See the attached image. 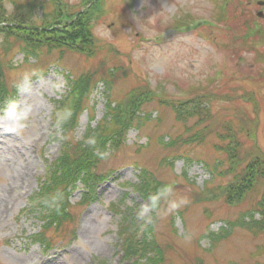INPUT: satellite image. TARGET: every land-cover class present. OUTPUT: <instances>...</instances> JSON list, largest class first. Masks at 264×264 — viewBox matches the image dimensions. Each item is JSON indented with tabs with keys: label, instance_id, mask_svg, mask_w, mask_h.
<instances>
[{
	"label": "rangeland",
	"instance_id": "374dc122",
	"mask_svg": "<svg viewBox=\"0 0 264 264\" xmlns=\"http://www.w3.org/2000/svg\"><path fill=\"white\" fill-rule=\"evenodd\" d=\"M62 1L75 8L81 7V0ZM104 2V8L108 9L106 18L97 21L93 29L101 43H109V46L103 48L105 50L99 56L85 59L66 52L61 58L51 59L45 73L35 75L34 67L29 64H37L39 58L32 56L30 63H24L23 52L18 48L12 50L14 67L8 74L9 80L14 79L17 85L14 98L2 101L0 105V204L4 187L10 183L14 188L4 197L9 205L0 214V264H127L121 258L120 217L126 212L128 218L140 216L142 221H149L150 204L134 189L146 168L162 182L177 180L168 184L169 191L165 192L164 200L168 204L159 210L160 222L155 228L161 246H166L165 264H196V261L198 264V260L202 264H254L258 255L254 258L250 255L261 240L252 239L249 232L238 224L230 226L240 208H228L214 200L195 202L194 194L199 193L213 177L203 161L210 165L217 157V151L213 149L215 136L210 134L207 141L191 151L199 161L175 158L172 168L167 163L160 165L161 159L169 153V149L164 148L171 139L169 134L184 133L182 122L175 119L172 111L157 127L152 121L142 130L130 129L120 151L106 153L107 160L100 168L104 173L113 172L96 186L90 195L91 202L76 207L79 215L75 217L76 223L69 226L74 231L67 235V240L54 241L49 250L34 243L32 236L39 231L41 222L37 213L30 210L31 198L39 191L40 179L48 172L50 162L57 158L67 141L59 124L54 125L56 101L68 89L66 74L79 76L95 69L98 74L100 71L105 74L108 69L122 67V72L114 70L120 78L117 86L122 91L141 79L156 91L176 96L190 94V87L201 91L215 83V79H218V86L220 74H228L240 79L233 84L253 88L259 106L258 140L264 149V80H257L255 84L248 80L260 79L263 65L256 61V53L248 50L250 41L245 45L239 38L242 27H239L241 32L233 33L231 25V22L240 24L246 21L254 29L258 26L263 30L264 36V16L257 15L260 11L264 14V6L247 0ZM242 3L245 6H241ZM4 5L7 10H12L10 0H5ZM220 7L227 10L228 17L225 16V23L220 21L215 27L212 12ZM42 14L41 7L34 12L35 18H41ZM179 18L188 19L191 27L173 28ZM199 22L208 23L195 26ZM252 45L263 47L258 41ZM239 56L242 64L237 60ZM104 88L99 82L89 95L94 118L84 110L73 138L80 139L86 128L94 126L106 112ZM220 104L217 101L213 108L216 106L217 109L222 106ZM248 108L249 112L252 111L251 107ZM147 110L151 119L158 116L154 105H149ZM190 123L192 120L188 119L183 137L192 133ZM149 139L154 143L150 147L147 145ZM145 145L147 148L142 149L141 146ZM28 161L32 166L26 169L28 174L22 176L23 164ZM84 191V186L78 183L70 193L71 203L78 204ZM223 229L230 234L214 245L206 233H220Z\"/></svg>",
	"mask_w": 264,
	"mask_h": 264
},
{
	"label": "trees",
	"instance_id": "16d2710c",
	"mask_svg": "<svg viewBox=\"0 0 264 264\" xmlns=\"http://www.w3.org/2000/svg\"><path fill=\"white\" fill-rule=\"evenodd\" d=\"M4 1L0 0L2 101L14 97L17 85L14 79L9 80L8 74L14 67L11 61L14 48L21 50L27 61L32 56L35 59L39 58L36 59L37 64H29L38 75L46 72L51 59L61 58L66 52L90 59L99 56L101 51L105 50L103 48L109 46V43H101L93 29L96 22L108 11L102 6L100 8V0H81L83 8L81 11L62 5L56 0H10L12 10L8 11ZM241 6L245 5L242 3ZM39 7L43 10L42 17L35 18L34 12ZM221 9L222 7L217 11V18L218 21L225 23L227 21L225 16L228 17L227 10ZM242 9L244 10V7ZM231 25L233 33L241 32L239 27H242L239 38L245 45L250 41L248 50H253L256 53V61L263 65L259 73L260 79H247L251 84H255L257 80H264L263 30L255 33L254 26L246 21L240 24L231 22ZM254 41L263 43V47L255 48L252 45ZM237 60L240 61L241 57H237ZM114 70L122 72V67L108 69L105 74L100 69L99 74L96 69L85 71L79 76L66 74L68 90L56 102L54 123L57 122L63 129L67 141L59 157L49 165L39 191L31 198L30 210L37 213L41 222L39 231L32 236L34 243L50 248L54 241L67 240L69 238L67 235L74 231L69 229V226L76 223L75 217L79 215L76 207L91 202V193L108 176V172L104 173L100 168L101 163L107 160L106 153L120 151L130 129L142 130L152 121L157 127L164 122L168 112L172 111L175 119L182 122L184 133L187 131L188 119L192 120L188 126L193 130L186 137H183L184 133L171 136L169 134L171 139L164 144L169 153L161 159L160 165L163 163L172 165L175 158L199 161L191 151L201 146L210 134H213L215 136L213 149L217 151V157L210 165L202 160L213 177L205 183L199 193L194 194L195 202L214 200L228 208H240L237 217L231 220L230 226L238 224L249 232L252 239L261 240L255 245L250 257L258 255L253 260L254 264H264V149L258 140L259 106L252 86L250 88L237 86L233 82H239L240 79L225 74L219 80L221 83L218 86L216 85L218 81L214 80L215 83L212 82V85L205 86L201 91L190 87L191 93L186 92L184 96L156 91L147 81L141 79L131 88L122 91L117 86L120 78ZM127 74L129 75V71ZM99 82L105 87L106 112L95 126L87 127L81 139H75L73 132L80 114L86 110L91 114V118H94L92 104L89 105V95ZM217 101H220L222 106L216 109L218 104L214 108L213 105ZM237 102L242 105L238 106ZM149 105H154L158 112L154 119L150 118L147 110ZM248 106L252 111H248ZM152 144L154 143L149 139L148 147ZM147 145L141 148H147ZM172 182L177 180L162 182L146 168L139 177L137 187L134 186L144 199L153 203L150 205L152 210L147 218L149 221H142L136 216L128 218L129 213L126 212L125 216L120 217L122 231L119 234L124 258L130 261L129 264L166 263V246L165 248L161 246L155 235V228L157 222H160L159 210L161 208L163 210L168 204L164 201L167 194L165 192L169 191L168 184ZM78 183L84 186L85 193L78 204H72L70 193ZM245 205V209H241ZM206 234L216 245L230 233L222 231L218 234L208 232ZM198 264H202V261L198 260Z\"/></svg>",
	"mask_w": 264,
	"mask_h": 264
},
{
	"label": "bare ground",
	"instance_id": "6f19581e",
	"mask_svg": "<svg viewBox=\"0 0 264 264\" xmlns=\"http://www.w3.org/2000/svg\"><path fill=\"white\" fill-rule=\"evenodd\" d=\"M128 1V0H127ZM61 4L62 5H65V6H71L70 4H68V3H65L64 1H61ZM72 7V6H71ZM75 8V7H74ZM75 9H77V10H79V11H81V10H83V8H82V6L80 7V8H75ZM105 10H108V9H105ZM104 10V11H105ZM105 16H106V14L103 16V18L101 19V20H103L104 18H105ZM100 20V21H101ZM34 141H37L35 138H34ZM32 166V162H30V161H28L26 164H23V168H22V173H21V175L22 176H24V175H27L28 173L26 172V169L29 167V166ZM31 171H32V169L30 168V173H31ZM14 188V185L13 184H7L5 187H4V191H3V195H2V197H1V200H2V202H1V204H0V214L1 213H3L6 209H7V206L9 205V203L7 202V200H6V202H5V199H4V197L6 196V195H8L9 194V191L8 190H12ZM2 193V192H1Z\"/></svg>",
	"mask_w": 264,
	"mask_h": 264
},
{
	"label": "water",
	"instance_id": "95a60500",
	"mask_svg": "<svg viewBox=\"0 0 264 264\" xmlns=\"http://www.w3.org/2000/svg\"><path fill=\"white\" fill-rule=\"evenodd\" d=\"M259 4L260 5H263L264 4V1H260ZM257 14H258V16H262V12H258Z\"/></svg>",
	"mask_w": 264,
	"mask_h": 264
}]
</instances>
